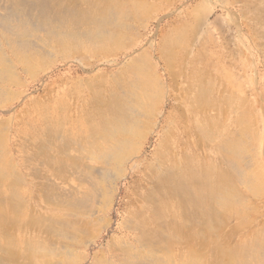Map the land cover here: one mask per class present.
Instances as JSON below:
<instances>
[{"label": "bare ground", "instance_id": "1", "mask_svg": "<svg viewBox=\"0 0 264 264\" xmlns=\"http://www.w3.org/2000/svg\"><path fill=\"white\" fill-rule=\"evenodd\" d=\"M240 13L264 54V0ZM138 16L121 0H0V115L13 110L19 73L32 77L46 59L82 50L113 56L112 63L141 50ZM177 45V35L159 43L167 83L156 73L148 78L137 58L95 88L77 115L43 106L0 119V264H264V229L236 246L224 230L226 213L247 209L239 186L264 188L256 159L262 137L242 127L246 100L235 98L228 78L196 59L183 67ZM179 79L184 101L165 116ZM160 126L135 206L119 234L91 254L114 225L99 213L137 173L145 140ZM72 182L80 188L68 190ZM41 201L72 211L74 220L42 217Z\"/></svg>", "mask_w": 264, "mask_h": 264}, {"label": "rangeland", "instance_id": "2", "mask_svg": "<svg viewBox=\"0 0 264 264\" xmlns=\"http://www.w3.org/2000/svg\"><path fill=\"white\" fill-rule=\"evenodd\" d=\"M128 1L121 0L122 4L126 3L138 9L139 30L135 40L142 39L141 50L136 53L131 51L127 54L122 53L119 60L112 63L109 61L113 56L82 50L74 51L65 59L58 55L53 59H46L41 67L38 66L39 69L34 70L35 74L32 77L19 73L23 85H14V91L18 96L11 107L13 110L0 115V119L11 114L22 115L25 110L27 114L35 113L43 106H48L57 112L59 107H63L60 112L77 115L89 107L96 92L95 88L101 85L107 86L111 83L108 81L121 74L124 63H131L137 58H141L148 78L156 73L167 83L166 61L161 55L159 43L169 35H177L181 38L183 45H177L174 54L183 60V67H187V62L191 59H196L197 62L203 61L211 72L228 78V82L232 85L229 87L232 88L237 100H246L243 105L244 114L239 115V118L242 119V127L251 136L256 133L261 135L256 159L258 163L264 165V54L258 43L255 44V39L258 40L255 38V27L249 24V21L240 13L247 2L252 3L254 0H223L225 8L222 7L221 0ZM150 42L154 46L152 49H149ZM144 50L149 53L144 54ZM172 66L176 70L179 65L173 60ZM180 80L176 83L175 89L169 92L165 116L173 112L172 105L179 106L181 101H184L185 95L181 91ZM238 105L240 107L239 102ZM20 112L22 114H19ZM238 112L240 113V109ZM164 120L162 116L161 126ZM161 126L157 133L149 135L145 140L141 157L144 163L137 166V173L120 184L115 202L109 209L99 213L105 219L103 224L111 220L114 225L113 229L104 233L99 245L91 249V254L98 252L100 245L106 246L114 235L119 234L120 225L135 206L138 192L137 181L138 179L140 181L141 171L144 170L145 165L152 161ZM192 141L196 142L197 139L194 137ZM85 163L91 166L97 165L95 161L85 160ZM262 180L264 183V176ZM70 185V188H67L70 191L80 188V185L75 182ZM239 188L247 198L248 204L247 209L242 210L243 216L237 210L225 215L228 217L224 230L232 246L252 237L258 230L264 229V188L259 190L260 192H255L254 189L249 190L242 185ZM40 204L41 207L38 205L37 210L42 217L58 216L71 221L75 218L70 213L72 211L66 208L54 209L44 201ZM93 219L86 218L87 223ZM44 259L47 257L41 258V260ZM88 264H92V261Z\"/></svg>", "mask_w": 264, "mask_h": 264}]
</instances>
